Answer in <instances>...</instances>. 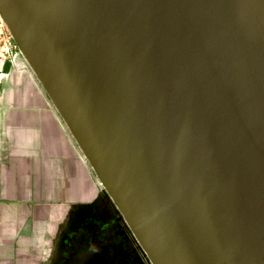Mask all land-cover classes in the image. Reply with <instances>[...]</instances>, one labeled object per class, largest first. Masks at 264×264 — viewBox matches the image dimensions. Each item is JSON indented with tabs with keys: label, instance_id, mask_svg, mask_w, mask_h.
<instances>
[{
	"label": "water",
	"instance_id": "obj_1",
	"mask_svg": "<svg viewBox=\"0 0 264 264\" xmlns=\"http://www.w3.org/2000/svg\"><path fill=\"white\" fill-rule=\"evenodd\" d=\"M151 264H264V0H0Z\"/></svg>",
	"mask_w": 264,
	"mask_h": 264
},
{
	"label": "crops",
	"instance_id": "obj_2",
	"mask_svg": "<svg viewBox=\"0 0 264 264\" xmlns=\"http://www.w3.org/2000/svg\"><path fill=\"white\" fill-rule=\"evenodd\" d=\"M0 22V264H47L71 214L106 190Z\"/></svg>",
	"mask_w": 264,
	"mask_h": 264
},
{
	"label": "flooded vegetation",
	"instance_id": "obj_3",
	"mask_svg": "<svg viewBox=\"0 0 264 264\" xmlns=\"http://www.w3.org/2000/svg\"><path fill=\"white\" fill-rule=\"evenodd\" d=\"M141 247L107 192L82 214H71L47 264H144Z\"/></svg>",
	"mask_w": 264,
	"mask_h": 264
},
{
	"label": "rangeland",
	"instance_id": "obj_4",
	"mask_svg": "<svg viewBox=\"0 0 264 264\" xmlns=\"http://www.w3.org/2000/svg\"><path fill=\"white\" fill-rule=\"evenodd\" d=\"M0 22L3 24V26L6 28V29H8L7 28V26L5 25V23L3 22V20L1 19V17H0ZM10 32V31H9ZM11 34V33H10ZM12 36V35H11ZM13 38V37H12ZM13 40H14V38H13ZM15 41V40H14ZM129 228V227H128ZM131 231V230H130ZM132 233V232H131ZM142 249V248H141ZM141 261H144L143 263L144 264H151V262H150V260L147 258V256L145 255V253H144V251L143 250H141Z\"/></svg>",
	"mask_w": 264,
	"mask_h": 264
},
{
	"label": "built area",
	"instance_id": "obj_5",
	"mask_svg": "<svg viewBox=\"0 0 264 264\" xmlns=\"http://www.w3.org/2000/svg\"><path fill=\"white\" fill-rule=\"evenodd\" d=\"M11 39H12V41H14L13 38H11Z\"/></svg>",
	"mask_w": 264,
	"mask_h": 264
}]
</instances>
